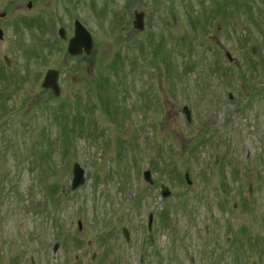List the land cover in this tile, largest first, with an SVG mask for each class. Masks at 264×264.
<instances>
[{
    "label": "rangeland",
    "instance_id": "1",
    "mask_svg": "<svg viewBox=\"0 0 264 264\" xmlns=\"http://www.w3.org/2000/svg\"><path fill=\"white\" fill-rule=\"evenodd\" d=\"M2 13L0 264H264V0H0ZM75 18L89 55L67 51Z\"/></svg>",
    "mask_w": 264,
    "mask_h": 264
},
{
    "label": "water",
    "instance_id": "2",
    "mask_svg": "<svg viewBox=\"0 0 264 264\" xmlns=\"http://www.w3.org/2000/svg\"><path fill=\"white\" fill-rule=\"evenodd\" d=\"M28 6H31V2H29ZM5 13H2L0 17H3ZM144 16L145 13L143 11H135L134 14V21L133 25L138 30H143L144 28ZM58 33L61 38L66 39L67 33L64 27H60L58 30ZM3 37V31L0 29V38ZM93 49V36L91 32L88 30V28L78 19L74 20V32L73 35L68 39L67 44V51L70 55L76 56L85 53L86 55L91 54ZM226 55L230 61H232V56L229 52H226ZM5 63L10 66L11 60L8 56H4ZM59 78V71L54 68H49L42 81V86L44 88H49L55 93L56 95H59L60 93V85L58 83ZM229 97L232 98V93H229ZM183 114L185 115L188 122L192 121V113L188 105H185L183 107ZM144 178L152 183V175L151 170L146 169L144 170ZM185 179L188 184H191V180L189 178V173L185 172ZM85 182V171L80 166L79 163L75 162L73 166V178H72V189L77 188L78 186L82 185ZM161 194L163 197H167L170 195V189L165 185H161ZM153 214L150 213L149 215V226L152 222ZM79 225L81 227V223L79 222ZM123 233L126 236L127 240L129 239V232L127 228H123ZM57 245H55L54 249H57Z\"/></svg>",
    "mask_w": 264,
    "mask_h": 264
},
{
    "label": "flooded vegetation",
    "instance_id": "3",
    "mask_svg": "<svg viewBox=\"0 0 264 264\" xmlns=\"http://www.w3.org/2000/svg\"><path fill=\"white\" fill-rule=\"evenodd\" d=\"M29 2H31V1H29ZM31 5H32V3H31ZM75 19H76V18H75ZM75 19H74V20H75ZM0 29H1V28H0ZM69 38H70V37H69ZM66 39H67V38H66ZM4 56H5V55H4ZM6 56H7V55H6ZM9 59H10V58H9Z\"/></svg>",
    "mask_w": 264,
    "mask_h": 264
}]
</instances>
